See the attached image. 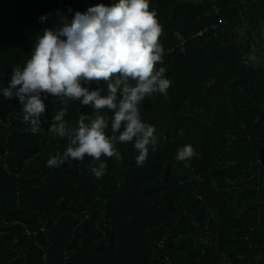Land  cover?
I'll return each mask as SVG.
<instances>
[{"label":"trees","instance_id":"1","mask_svg":"<svg viewBox=\"0 0 264 264\" xmlns=\"http://www.w3.org/2000/svg\"><path fill=\"white\" fill-rule=\"evenodd\" d=\"M60 1L0 0V264H264V0H149L171 81L140 106L158 143L143 166L117 143L101 179L87 156L47 166L69 143L48 130L64 105L49 96L32 134L2 93L58 11L70 22L118 2ZM81 114L92 109L69 101L64 119ZM185 145L197 155L177 161Z\"/></svg>","mask_w":264,"mask_h":264},{"label":"clouds","instance_id":"2","mask_svg":"<svg viewBox=\"0 0 264 264\" xmlns=\"http://www.w3.org/2000/svg\"><path fill=\"white\" fill-rule=\"evenodd\" d=\"M71 12V9H68ZM59 23L46 28L35 43L23 68L14 66L10 83L2 89L4 98H18L23 106V122L32 134L41 130L47 105H64L49 126V132L69 140L66 151L50 158L48 167H59L68 160L92 158L91 173L101 179L108 165L102 157L122 160L117 143L134 142L139 153L137 166H143L149 147L158 143L154 126L143 122L140 106L155 94L167 99L171 81L165 78V50L161 44L163 27L149 0H118L76 12L69 22L59 11ZM48 16L40 17L45 22ZM250 56L244 62L254 61ZM106 85L90 90L91 84ZM69 101L92 109L81 114L78 126H68L64 117ZM108 112L113 113L111 118ZM111 124L112 135L106 134ZM183 136V130L178 133ZM163 139H167L163 137ZM197 155L191 145L177 150V161H190Z\"/></svg>","mask_w":264,"mask_h":264},{"label":"built area","instance_id":"3","mask_svg":"<svg viewBox=\"0 0 264 264\" xmlns=\"http://www.w3.org/2000/svg\"><path fill=\"white\" fill-rule=\"evenodd\" d=\"M63 4H64V0H61L60 1V6H63Z\"/></svg>","mask_w":264,"mask_h":264},{"label":"rangeland","instance_id":"4","mask_svg":"<svg viewBox=\"0 0 264 264\" xmlns=\"http://www.w3.org/2000/svg\"><path fill=\"white\" fill-rule=\"evenodd\" d=\"M263 28H264V24H263ZM261 60V59H260Z\"/></svg>","mask_w":264,"mask_h":264}]
</instances>
